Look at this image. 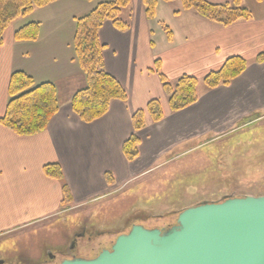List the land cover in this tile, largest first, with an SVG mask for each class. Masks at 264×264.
I'll list each match as a JSON object with an SVG mask.
<instances>
[{
    "label": "crops",
    "instance_id": "1",
    "mask_svg": "<svg viewBox=\"0 0 264 264\" xmlns=\"http://www.w3.org/2000/svg\"><path fill=\"white\" fill-rule=\"evenodd\" d=\"M103 1L107 0H58L16 20L4 33L0 118L14 72L25 73L36 85L52 84L58 111L45 130L34 136H17L0 124V236L55 217L63 207V184L70 207L80 208L159 172L232 131L239 121L252 123L264 117V62H254L264 51V0H254L252 9L244 6L251 12L250 19L227 27L181 11L180 5L169 9L170 3L162 0H157L154 16L148 18L142 0H131L122 13L129 23L126 31L119 32L106 22L98 32L104 70L117 80L126 100L112 101L102 117L82 122L70 106L72 96L85 87L72 47L75 25ZM164 8L169 9L163 17L169 22V36L161 28L166 23L159 16ZM29 23L39 24L37 39L16 42L14 32ZM231 57L247 62L240 76L214 89L199 83L197 102L170 112L159 74L170 84L181 76L201 80ZM152 100L159 101L163 118L153 123L145 116V127L137 133L138 156L127 162L122 145L133 134L131 116ZM190 142L195 146L184 148ZM51 164L59 165L62 180L45 176L43 167Z\"/></svg>",
    "mask_w": 264,
    "mask_h": 264
},
{
    "label": "rangeland",
    "instance_id": "2",
    "mask_svg": "<svg viewBox=\"0 0 264 264\" xmlns=\"http://www.w3.org/2000/svg\"><path fill=\"white\" fill-rule=\"evenodd\" d=\"M255 3L243 0L242 6L252 9ZM179 5L176 0L169 9ZM169 9L159 13L166 22L161 25L165 35L169 22L163 17ZM193 146L190 142L184 148ZM243 196H264V117L239 121L232 131L119 192L80 208L63 206L53 218L0 236V258L35 264L46 251L65 246L75 232L85 230L93 237L89 247L95 248L97 239L112 241L134 224L166 229V222L174 224L176 214L186 208Z\"/></svg>",
    "mask_w": 264,
    "mask_h": 264
},
{
    "label": "trees",
    "instance_id": "3",
    "mask_svg": "<svg viewBox=\"0 0 264 264\" xmlns=\"http://www.w3.org/2000/svg\"><path fill=\"white\" fill-rule=\"evenodd\" d=\"M58 0H0V47L3 45L4 33L16 20L26 17L35 9L43 8ZM93 1V0H86ZM131 0H107L99 2L88 14L78 18L73 38L75 61L85 77V87L71 98L73 113L84 123H91L102 117L112 101L124 102L126 95L116 79L104 70L103 46L98 39V32L104 23L109 22L117 31L124 32L129 27L122 13L128 9ZM175 2L176 0H162ZM181 11H192L199 17L222 27L251 18V12L242 6V0H231L230 4L215 5L206 0H178ZM259 1V0H256ZM148 18L154 16L157 0H142ZM174 14H179L178 11ZM167 35L170 31L165 27ZM39 24L29 23L14 32L16 42L35 41L38 37ZM255 63L264 62V51L256 56ZM158 65V61L155 62ZM247 62L239 57H231L223 66L208 73L201 80L189 76L179 77L170 84L159 74L162 88L172 113L179 112L193 105L198 100L197 86L201 83L207 89L228 85L246 69ZM156 71V70H155ZM157 72V71H156ZM9 101L0 124L17 136L29 137L41 133L51 118L58 111L55 87L50 83L36 85L33 79L23 72H14L8 86ZM153 123L162 120L163 114L159 101H150L144 110L131 116L133 134L123 143L122 153L127 162L138 156L137 133L145 127V116ZM45 176L62 180L59 165L43 167ZM63 206L70 203L69 191L62 185Z\"/></svg>",
    "mask_w": 264,
    "mask_h": 264
},
{
    "label": "water",
    "instance_id": "4",
    "mask_svg": "<svg viewBox=\"0 0 264 264\" xmlns=\"http://www.w3.org/2000/svg\"><path fill=\"white\" fill-rule=\"evenodd\" d=\"M61 264H264V196L203 202L167 229L134 224L110 250Z\"/></svg>",
    "mask_w": 264,
    "mask_h": 264
},
{
    "label": "flooded vegetation",
    "instance_id": "5",
    "mask_svg": "<svg viewBox=\"0 0 264 264\" xmlns=\"http://www.w3.org/2000/svg\"><path fill=\"white\" fill-rule=\"evenodd\" d=\"M169 222V221H168ZM174 224H169L166 222V229L173 226ZM141 226L145 228L147 227L143 224ZM164 229V228H159ZM127 233L124 231V234ZM102 234L95 236V238L101 237ZM93 240V237H91L90 234H86L85 230H82L81 232H75L71 235L68 243L63 246L59 247L57 249H54L53 251H46L44 255L41 257L39 261H37L35 264H61L65 260H72L76 258L80 259H92L95 256H97L102 250H110L111 245L114 241H106V238L103 239H97L96 240V247H89L91 245ZM104 240V241H103ZM103 241V242H102ZM104 243V244H103ZM96 249V251H95ZM0 264H27V262L21 261H14V262H6L4 259L0 258Z\"/></svg>",
    "mask_w": 264,
    "mask_h": 264
}]
</instances>
